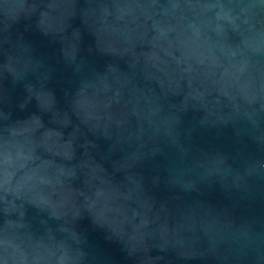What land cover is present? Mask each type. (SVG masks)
I'll return each instance as SVG.
<instances>
[{"label": "clouds", "instance_id": "clouds-1", "mask_svg": "<svg viewBox=\"0 0 264 264\" xmlns=\"http://www.w3.org/2000/svg\"><path fill=\"white\" fill-rule=\"evenodd\" d=\"M85 30L102 35L88 54L103 66L81 75ZM29 34L60 45L75 90L57 94ZM122 64L153 86L132 109L147 139L126 148ZM262 102L264 19L245 0H0V264H92L84 219L126 264L194 259L229 227L204 193L237 178L183 134L184 117L227 125ZM165 146L175 158L147 175Z\"/></svg>", "mask_w": 264, "mask_h": 264}, {"label": "water", "instance_id": "water-1", "mask_svg": "<svg viewBox=\"0 0 264 264\" xmlns=\"http://www.w3.org/2000/svg\"><path fill=\"white\" fill-rule=\"evenodd\" d=\"M255 4L264 19V0H245ZM71 4V0H68ZM70 12L80 13L79 8H70ZM74 24L81 25L77 18ZM27 39L42 51L49 64L51 86L62 96L65 89L75 90L80 75L63 61L59 44L49 45L39 34H29ZM102 39L94 37L89 31L83 34L81 58L87 63L83 74L102 68L103 61L98 56L88 54L90 47ZM124 73L131 79V91L125 92L121 104L117 106V118L125 121L123 136L125 144H139L137 137H143L146 124L133 114L132 109L139 104L146 106L143 96L151 95L152 85L144 80L137 71L122 64ZM211 99V97H210ZM264 103V102H262ZM250 115H244L227 125L204 127L199 125L190 113L184 117L182 132L191 137L199 147L216 150L224 154L232 167L233 176L227 187L216 184L208 189L203 199L214 209L224 213L229 224L219 239L213 244L197 248L196 256L191 260L177 259L175 264H264V108L256 105L248 109ZM104 150L107 142H101ZM175 158V151L165 146V155L145 161L147 175L163 172ZM79 227L88 238V251L92 264H126V253L120 246L108 240L103 231L95 230L88 219L80 222Z\"/></svg>", "mask_w": 264, "mask_h": 264}]
</instances>
